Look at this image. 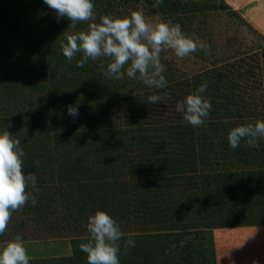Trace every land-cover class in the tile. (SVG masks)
<instances>
[{"label": "rangeland", "instance_id": "obj_1", "mask_svg": "<svg viewBox=\"0 0 264 264\" xmlns=\"http://www.w3.org/2000/svg\"><path fill=\"white\" fill-rule=\"evenodd\" d=\"M93 2L95 19L73 29L43 0H0V131L20 139L24 172L37 176L26 188L35 206L12 213L0 246L21 234L30 264H87L79 245L104 210L124 234L120 264H264V137L236 149L227 138L264 120V0ZM137 10L208 51H163L160 89L128 78V65L110 78L107 57L80 68L82 53L63 55L67 34ZM204 81L212 109L194 127L176 105Z\"/></svg>", "mask_w": 264, "mask_h": 264}, {"label": "clouds", "instance_id": "obj_2", "mask_svg": "<svg viewBox=\"0 0 264 264\" xmlns=\"http://www.w3.org/2000/svg\"><path fill=\"white\" fill-rule=\"evenodd\" d=\"M50 9L55 10L57 19L68 18L73 29L78 22L95 19L93 0H43ZM163 4V0H155L154 7ZM66 43H62L63 55L71 62L76 53H82L77 67L83 68L89 59L95 61L99 57H107L106 75L112 79H140L150 88H165L167 80L164 76L165 66L161 63V53L167 49L174 50L179 58L195 53L198 49L208 51V45L197 36H189L182 31L180 24L161 20L150 22L143 10L133 11L128 15L100 18L99 23H90L88 31L74 32L66 35ZM208 89L207 81L178 102L176 109L182 113L183 119L194 127L204 124L212 109L211 99L205 97ZM161 96L150 95L148 104L161 101ZM68 115L78 116V107L69 106ZM264 137V120L255 124H241L228 133V141L232 149L246 141L247 146L258 147L257 140ZM25 153L20 139L14 138L8 131H0V236L5 233L12 213L31 200L33 206L36 199L30 196L26 188L33 189L37 184L34 172L25 174L23 157ZM90 239L79 245L80 251L87 254V264H120L121 251L119 241L123 232L119 223L106 211L97 210L90 215L87 222ZM135 247V240L128 236L125 248ZM31 257L27 253L25 241L21 234L0 246V264H30Z\"/></svg>", "mask_w": 264, "mask_h": 264}]
</instances>
